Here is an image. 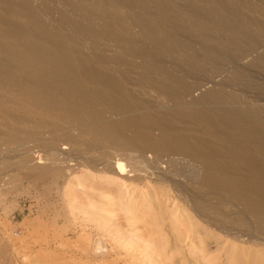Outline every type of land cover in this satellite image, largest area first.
Instances as JSON below:
<instances>
[{
	"label": "rangeland",
	"instance_id": "1",
	"mask_svg": "<svg viewBox=\"0 0 264 264\" xmlns=\"http://www.w3.org/2000/svg\"><path fill=\"white\" fill-rule=\"evenodd\" d=\"M2 1H0L3 4H0V10H4V13L0 11V18L9 19V21L13 19L7 12V6L4 5L9 2H11L10 4L13 3L12 7L23 16L27 12L24 9L34 12L33 16L34 14L36 15L34 19H30L27 16L22 17L23 19H16L17 22L20 21L21 25L27 27L30 25V29L35 33V39L33 36L32 39L30 38V42L38 44L45 52H54V49L51 48V43H40L41 40L36 35V31L44 28V32L48 35H59L65 41L70 53L73 52L75 58L78 56L77 60L79 62L93 63L94 68L98 72L101 71L100 73L111 72L115 79L123 85V93L127 104L131 108V115L149 114L153 121L157 119L154 121L156 126L159 124L158 121H160V124L163 123L173 128L175 132L177 127L180 128L178 131H181L176 132L178 135L190 137L195 133L192 138L194 139L195 137L194 140L198 141L194 142L198 143L202 136L193 125H190V122L188 125L185 117L178 114L180 108L177 106L188 104L190 107L203 108L204 106L216 107L218 104L251 105L256 103L260 105L264 103V69L253 66L250 63L251 59L254 58L253 56L256 57L262 53L264 43L259 42L256 49L248 54L237 55L238 49L235 50V48L230 47L227 50H222L214 41L201 38L200 34H205L204 31H198V34H196L197 32L190 31L184 24L186 20L195 21L197 17L194 15L197 13V9L201 10L202 6L205 8L206 4L204 3H209L210 0H204L203 5L201 4L200 7L196 6L193 0ZM216 1H221V4L228 7V11L225 13L231 12L225 15L222 11L223 14H221L225 17L233 18L234 21L239 20L241 24L245 23L244 25L248 27L251 26L249 24H252L251 29H253V25L255 27L256 25H261L259 28L262 27V30L257 35L261 39L257 37V41L263 40L264 42V0ZM17 2H22L23 4H18L15 8L14 4L16 5ZM225 3L228 4L226 5ZM185 6L188 9L190 8V10L195 6L192 9L194 13L187 10ZM174 12L179 13L181 17L174 15ZM185 17L186 19H184ZM238 17H242L243 20ZM37 19L38 21H36ZM26 20L28 21L26 22ZM250 21H256L257 24L256 22H253L255 23L253 24ZM196 22L200 23L201 21L196 20ZM4 27L0 24L2 33L7 31ZM145 29L149 32L145 33ZM4 37V44H13L22 49L21 45L19 46L14 40H11L6 35ZM153 38L160 40L163 43L162 46L151 47ZM173 38L178 43L167 54L164 47ZM70 39L74 42L70 43ZM76 50L79 51L77 52ZM1 56L2 53L0 54ZM152 63L157 64L162 69L161 73L149 69ZM185 85L190 86L188 90L185 89ZM0 96H3L0 97V102H2L1 104H3L2 107L5 111L0 110V132L2 131L1 134L7 133V135L6 133L4 135L0 134V264H166L167 260V264H177L179 261V264H240L242 262V264H261V262L258 263L261 259L258 255H256L255 258L257 259L255 261H253L254 258L251 260V255L258 251L257 247H253L250 244L247 245V243L240 242L236 238L239 229L233 226L235 225V209L232 207L234 204L228 202L223 193H220V195L204 186L201 180L199 181L202 169L198 161L194 164L195 161L191 163L190 158L181 155H165L159 152L146 153L145 158L148 161L154 162L156 156L158 157L157 160H161L158 167L160 171L156 172L163 174V182L154 179L153 176L150 178L141 177L142 179L139 178V180L127 176V178L123 179L118 177L117 174L110 172L107 168L105 170L103 165L94 164L93 166L95 155L85 154L83 150L75 152L69 145L53 140V137L50 139L49 137H42L46 141L41 139V141H36V143L30 133H35L38 127L33 128L26 126L27 124L17 125L10 117V114H14L15 107L17 112L18 110L22 111L25 106V103L20 101L19 93L13 94L9 90L3 89L0 90ZM8 99L14 100V102H10V105L6 102ZM5 102L6 104H4ZM15 102L16 104H14ZM171 109L175 110L172 111ZM160 111L166 112L165 116L160 117ZM103 112L105 119L118 118L111 115L110 109L105 108ZM1 119L4 120L1 121ZM166 119L167 121L170 120L172 124L170 121L166 122ZM163 120L164 122H162ZM47 121L52 123V120H46L43 126L38 125L42 128H39V130L46 129ZM4 122L7 123L5 124ZM180 122L183 126L187 123V127H183ZM172 125L174 126L172 127ZM14 130L16 131L14 132ZM25 131H27L26 134ZM154 131L157 132L153 130V135L157 136L158 132L154 133ZM181 132L182 134H180ZM27 133L30 134V137ZM26 140L31 141L25 142ZM53 142L56 147L55 153L53 152L52 154L47 150H53L49 147V144H53ZM201 142L203 143L202 138ZM45 147L46 149L44 150ZM72 150L74 151L73 153ZM72 155L73 158L71 157ZM76 155L77 157L80 155V157L77 158ZM56 156L59 159L61 158L60 160L62 161H59ZM50 158L53 162H51ZM86 158L87 160H85ZM53 159L57 161L55 160V162ZM80 159L83 161L89 160V162L93 161L90 169H88L89 167L78 165L77 161ZM125 161L124 159L123 162L125 163ZM44 163H46V168ZM54 164L58 166L57 169ZM193 164L194 166H192ZM41 166L44 167L42 168L43 170ZM51 168L55 171H52ZM186 168H189L188 171ZM37 169H39V172ZM173 170L175 173L183 170V173L174 177L175 173ZM31 173L34 174V177L36 176V180ZM194 173L196 174L195 176ZM187 175H190V178ZM228 178L231 179V176ZM172 183L173 185H171ZM185 185L188 186L185 187ZM202 185L203 187H201ZM214 193H216V196ZM206 194L208 197H206ZM195 201L198 202L196 203ZM223 201L228 203L224 205ZM202 205H205V208ZM122 207H124L123 211ZM222 208L223 210H221ZM193 209L196 210L194 211ZM227 209L230 210L228 211ZM130 210H133V213ZM127 211L131 213H124ZM181 212L182 214L180 215ZM195 212L196 214H193ZM224 212L227 214L224 215ZM217 215L219 217L222 216L220 217L222 219H216ZM138 216L139 218H137ZM200 216L203 217L201 218ZM131 217L133 218L132 221ZM184 218L188 224H191H189L190 226L186 224ZM134 219L137 220L135 221ZM212 220L216 221V223L212 222ZM177 223L182 225L180 224L178 227ZM215 226L216 229H214ZM201 227L205 228V230L201 231L206 236L204 244L196 241L197 237L193 231ZM242 230L247 231L248 228L246 227ZM181 233L187 236L184 235V237ZM258 233L255 236L260 238L259 240H263L264 233L262 231H258ZM163 239L166 240L164 241ZM147 240H150V242ZM97 241L101 242L103 248L101 254L94 248V244ZM149 243H152V245ZM191 244L192 246H190ZM155 248L157 250L160 249L161 253L156 250V253H158L156 254L154 252ZM251 250L253 251L251 252ZM248 257L251 258L249 259ZM171 258L172 260L169 262ZM173 259L175 260L173 261ZM236 259H239L238 262L240 263H237Z\"/></svg>",
	"mask_w": 264,
	"mask_h": 264
},
{
	"label": "bare ground",
	"instance_id": "2",
	"mask_svg": "<svg viewBox=\"0 0 264 264\" xmlns=\"http://www.w3.org/2000/svg\"><path fill=\"white\" fill-rule=\"evenodd\" d=\"M0 1H2V0H0ZM5 1H7V0H5ZM193 1H194L193 3H195V5L198 7H200L201 4L203 5V3H204V0H193ZM2 2H4V1H2ZM169 2H171V1H169ZM220 2L219 1L217 2L216 0H210L209 3H207V2L204 3V4H206L205 8H203L204 6H202L201 10L197 9V13H195V15H194L197 17L196 20H199L201 22L197 23L196 20L195 21L186 20V21H184V24H186V26L189 28L190 31L197 32L196 34H198V31H204L205 34L199 33L200 36H202L201 38L205 39V40H209V41H211V40L214 41L217 44V46L222 50H227L230 47L235 48V50L238 49V53H236L237 55L248 54L249 52L254 51L256 49L259 42L264 43L263 40L257 41V37H258L257 35L259 34L260 30H262L261 29L262 27L259 28V26H261V25L258 24L259 26L256 25V27L253 25V29H251L250 27L252 26V24H249L251 26L248 27L247 25H244L245 23L241 24L239 20L234 21L233 18H231V19H233V20H231L229 17H225L224 15H222L223 13L226 15L227 13H231V12L229 11V12L225 13L226 11H228L227 10L228 7L221 4ZM10 3L11 2H9L8 4L5 3L4 5L7 6V12L11 15V17H13L14 20H16V19L19 20L20 18H22V17L24 18L25 16H27L30 19H34V16H36L35 14L33 16L34 12L32 13L31 11L24 9L25 7L23 9L25 10V12L26 11L27 12L23 16L21 13L17 12L12 7L13 3L12 4H10ZM179 3H180V1H179ZM0 4L3 5L2 3H0ZM18 4L22 5L23 3L17 2L16 5L14 4L15 8ZM183 4H185V3L183 2ZM173 5H174V3H173ZM178 6H180V5H178ZM231 6H229V7L231 8ZM171 7L172 6L170 4V8ZM194 7L192 9H194ZM181 8H182V5H181ZM192 9L190 10V8L189 9L187 8V10H190L191 12L194 13V10H192ZM232 9H233V7H232ZM233 10L236 11L235 9H233ZM3 11H1V12L4 13ZM222 11H223V13H222ZM191 12H188V13L192 14ZM235 13H238V12H235ZM174 15H176L177 17L180 16L179 13H175V12H174ZM228 16H230V15H228ZM236 16H238V15L236 14ZM238 18H242V17H238ZM38 19L36 21H38ZM184 19H186V17ZM12 20L9 21V19L6 20L3 18H0V24H2L3 27L5 25L4 28H5V30H7L6 32H3V33L0 30V51H1L0 54L2 53V56L0 57V90H3V89H5L7 91L9 90V92H12L13 94L19 93L20 101L25 103V106L24 107L22 106L23 110L22 111L20 110L21 112L18 109L17 110L19 112L18 111L16 112V110H15L16 107H15V109H14L15 112L13 111L14 114L13 113L10 114V117L14 121L15 124H17V125H26L27 124L26 126H30L33 128L38 127V130L37 131L35 130V133L32 132V133H30L31 135L29 133H27L28 136L30 135L31 137H33V139H35V142L41 141V139L45 140V138H47V137H49V139L53 137V140L69 145L70 148L73 149L75 152H77V151L81 152V150H83V152H85V154H88L91 156L95 155L96 158L93 157L94 158L93 160H94V162L96 161V163L91 161V162H93V166H94V164H98V165L100 164L101 166L103 165L105 170L107 168L110 172L117 174L118 177H122L123 179L127 178V176L132 177L133 179H138V180L141 177L142 178L143 177H149L150 178L153 176L154 179L163 182V177H162L163 174L161 175L160 172H156L159 170L158 167H159L161 160L160 159L157 160L158 157L156 156L154 158V162L148 161L145 158L146 153H158L159 152L160 154H165V155H181V156H185V157L190 158L191 163H194V161H195L194 164H196L197 163L196 161H198L199 164L201 165V169H202L201 176L198 174L200 176L199 181L201 180V183H203L204 186L215 191L216 193H218V194L223 193V195L226 196L228 202H230L231 204H234L232 207L235 209L236 213L234 212V214H235L234 224L235 225H233V226L234 227L236 226V228L239 229L238 236H236L237 233L235 234L236 238L239 239L240 242L243 241L244 243H247V245L250 244L253 247H257L258 251H255L251 255L252 258L251 257H248V258L249 259L251 258V260L254 258L253 261H255V259H257L255 257H256V255H258L261 258L259 261L257 260L258 263L261 262V264L262 263L264 264V239L259 240L260 238L255 236V235L259 234L258 231L259 232L262 231L264 233V103H261L260 105H258L256 103L251 104V105H243V104L242 105H224V104L221 105V104H218V106H216V107L204 106L203 108L190 107L188 104H181V105L177 106L180 108V110L178 111V114L185 117L187 119L186 121L188 122V125L190 122V125H193L195 127L196 131L202 136L201 138L203 139V143L201 142V138L199 139L200 140L199 142H201V143H199V142L197 143L194 141H198V140H194L195 137H194V139L192 138L195 135V133L192 134V132H191V134L193 135V136H190L191 138L189 136H186V135H178L176 132L180 128L177 127L176 128L177 131L175 132L173 130V128H170L163 123L160 124V121H158L159 124H157V126H156V124H154V121H156L157 119H154V121H153L151 115H149V114L140 113L137 115H131L130 114L131 108L127 104V102L125 100L124 93H123V85L115 79V77L113 76V74L111 72L108 71L105 74L100 73L101 71L98 72L94 68L95 66H93L94 65L93 63L91 64L90 62L89 63L79 62L77 60L78 56L75 54L77 56V58H75V56H73L74 53L73 52H72L73 54L70 53L69 48L65 44V41L63 40V38H61L58 35V32H57V35L59 37L56 35H52V34L48 35L46 32H44V30H43L44 28L39 30V31H36V35L41 40L40 43H42V42H45L47 44L51 43V46H52L51 48L54 49V52H45L40 48V46H38V44H36L34 42H30V38L32 39L33 36L35 39V33L32 32V30L30 29V25L27 27L25 25H21V23H19L20 21L17 22V20L16 21H14V20L12 21ZM242 20H243V18H242ZM27 21L28 20H26V22ZM237 21H239V22H237ZM23 22H25V21H23ZM244 22H245V20H244ZM246 22H248V21H246ZM250 22H252V21H250ZM253 22H256V21H253ZM253 24H255V23H253ZM256 24H257V22H256ZM33 27H35V26H33ZM31 28H32V26H31ZM33 30H34V28H33ZM35 30H37V29H35ZM58 31H59V29H58ZM148 32L149 31L145 29V33H148ZM60 34H62V33H60ZM5 35L7 37H9L11 40H14L19 46L21 45L20 47H22V49H19L16 45H13V44H8V45L4 44V39H5L4 36ZM263 37H264V35H263ZM66 39H67V37H66ZM259 39H261V37ZM72 41L73 40H71L70 43H72ZM177 43H178V41H175L174 38H173V40H170V42H167L166 46L164 47V49L166 50V53L169 54L170 50L174 46H176ZM162 44L163 43L160 40L153 38L150 46L151 47H155V46L161 47ZM45 46H47V45L45 44ZM73 46H74V44H73ZM42 47H43V45H42ZM51 48H50V50H51ZM47 49H49V48H47ZM72 51H74V50L72 49ZM253 57L254 58L251 59L250 63L253 66H258V67L264 69V48H263V51L261 54H259L256 57L255 56H253ZM86 59H87V57H86ZM188 66L190 68H192L191 65L188 64ZM149 69L156 71V72H159V73H161V71H162V69L155 63H152L149 66ZM189 87L190 86L185 85L186 90H188ZM0 97H3V96H0ZM3 99H5V98H3ZM12 101L14 102V100H11V99L6 100V102L9 103L10 105H11ZM6 102L4 104H6ZM1 103L2 102H0V110L5 112L4 108L2 107L3 104H1ZM14 104H16V102ZM18 107H20V106H18ZM21 108H19V109H21ZM105 108L110 109L111 115L114 117H118V118L117 119H105L104 118V112H103V109H105ZM167 110H169V109H167ZM173 110H175V109H173ZM165 113L166 112L160 111V117L165 116ZM167 113H168V111H167ZM172 113H174V112H172ZM156 115H158V114L156 113ZM8 116H9V114H8ZM176 116H178V115H176ZM41 118H43V119H41ZM153 118H155V117H153ZM158 118H159V116H158ZM173 118H174V116H173ZM49 119L52 120V123L47 121L48 125H47L46 129L45 130L44 129L39 130V128H41L39 126H43L44 125L43 123ZM2 120H4V119H1V121ZM169 121H167V119H166V122H169ZM186 121L184 120V122H186ZM158 122H156V123H158ZM162 122H164V120ZM177 122H178V119H177ZM170 123L172 124L171 121H170ZM180 123H179V125H180ZM182 123H183V121H182ZM182 123H181V125H182ZM9 125H10V123H9ZM181 125H180V127H181ZM186 125H187V123H186ZM186 125H184V126H186ZM173 126L174 125H172V127ZM1 127H3V126H1ZM4 128H5V126H4ZM43 128H45V127H43ZM153 130H156L158 132L157 136L153 135V133H152ZM15 131L16 130H14V132ZM180 131H178V132H180ZM185 131H188V130L186 129ZM1 132H0V134H1ZM3 132H5V131H3ZM7 132H10V131H7ZM26 132L27 131H25V134H26ZM157 132L154 131V133H157ZM4 134H1V135H4ZM180 134H182V132ZM6 135H7V133H6ZM8 136H9V134H8ZM42 137H45V138H42ZM5 139H6V137H5ZM27 139H29V138L27 137ZM85 139H87L86 140L87 142L85 141ZM13 140H15V139H13ZM18 140H20V139L18 138ZM18 140H15V141H18ZM24 140H25V138H24ZM10 141H12V140H10ZM28 141L26 140L25 142H28ZM42 142H43V140H42ZM54 142H53V144H49L50 149H53V150H47V151H50L52 154H53L55 147H56ZM17 144H19V143H17ZM37 145H39V144H37ZM46 147L44 148V150L46 149ZM83 147H84V149H83ZM15 148H16V146H15ZM73 150H72V153L74 152ZM50 152H49V154H50ZM56 152H58V151H56ZM16 154H17V152H16ZM65 154H67V153H65ZM73 155L71 156L72 158H73ZM58 156H59V154H58ZM58 156H56V158ZM47 157H50V156H47ZM52 157L55 158L53 155H52ZM76 157H77V155H76ZM78 157H80V155ZM57 159L59 161H62V160H60L61 158L60 159L57 158ZM74 159H75V157H74ZM124 159L126 160L125 163L123 162ZM53 160L55 161L56 159H53ZM85 160H87V158ZM85 160L84 161L81 159L78 160L77 161L78 165H80L81 167L85 166L86 168L89 167L88 169H90V165L92 166L91 162H89V160L88 161H85ZM51 162H53L52 159H51ZM64 162H65V160H64ZM41 163H42V161H41ZM46 163H47V161H46ZM46 163H44L45 168H46ZM57 163L59 164V162H57ZM52 164H50V165H52ZM173 164H174V162H173ZM194 164L192 166H194ZM54 165H56V164H54ZM30 166L32 167V165H30ZM169 166H171V165H169ZM44 167L41 166V169ZM103 167H101V168L103 169ZM165 167H167V166H165ZM23 168H25V167H23ZM35 168H33V169H35ZM57 168H58V166L56 167V169ZM54 169L51 168L52 171H55ZM181 169H182V167H181ZM186 169L188 171L189 168H186ZM25 170H28V169L25 168ZM31 170H32V168H31ZM38 170L39 169H37V171ZM91 170H92V168H91ZM190 171H191V169H190ZM41 172H43V171H41ZM105 173H106V171H105ZM174 173H175V171H174ZM182 173H183V170L182 171L179 170L178 172H176L174 174L175 175L174 177H176L177 175L180 176V175H182ZM31 174L33 175L32 177H34V174L33 173H31ZM186 174H187V172H186ZM41 175H44V174H41ZM166 175H164V176H166ZM190 175H187V176L189 177ZM195 175L196 174L194 173V176ZM27 176H29V175H27ZM229 176H231V179L228 178ZM35 177H34V179H35ZM30 178H31V176H30ZM165 182H167V181H165ZM191 182H192V180H191ZM165 185H166V183H165ZM171 185H173V183ZM188 185H185V187H187ZM191 185H192V183H191ZM191 185H189V186L191 187ZM179 186H180V184H179ZM201 187H203V185ZM176 188H177V186H176ZM180 190H181V188H180ZM182 190H183V188H182ZM186 190L188 191L187 188H186ZM184 192H185V190H184ZM210 192L212 193V191H210ZM178 193H180V192H178ZM203 193H201V194H203ZM216 193H214V195ZM178 197H180V196L178 195ZM206 197H208V195ZM209 199H211V198H209ZM109 200H110V198H109ZM205 200H207V199L205 198ZM213 200H214V198H213ZM200 202H203V201H200ZM211 202H209V203H211ZM223 202H224V205L226 203H228L227 201H223ZM107 203H108V201H107ZM186 203H187V201H186ZM221 205H220V207H221ZM203 207L205 208V205ZM123 208L124 207H122V211H123ZM127 208H129V207H127ZM196 208H197V205H196ZM229 208H230V206H229ZM126 210H128V209H126ZM215 210H216V208H215ZM221 210H223V208ZM131 212L127 211L124 213L127 214V213H131ZM211 213H214V212H211ZM181 214H182V212L180 213V215ZM193 214H196V212ZM208 214H210V213L208 212ZM226 214L224 212V215H226ZM139 216L137 218H139ZM195 217H196V215H195ZM200 217L202 218L203 216H200ZM220 217H222V216H220ZM220 217L218 216L216 219H218ZM185 218H187V217H185ZM153 219H154V217H153ZM220 219H222V218H220ZM132 220H133V218L131 217V221ZM152 221H154V220H152ZM228 221H230V220H228ZM204 222H205V220H204ZM212 222L216 223V221H213V220H212ZM224 222H226V221H224ZM218 223H220V222H218ZM155 224H157V223H155ZM180 224L177 223L176 225H178V227H179ZM186 224H188L187 220H186ZM217 224H216V226H217ZM183 225H185V224H183ZM209 225H210V223H209ZM216 226L214 229H216ZM246 227L248 228V230L243 231L242 229H244ZM180 228H181V226H180ZM202 230H205V228L201 227V228L193 230V231L197 237L196 241H199V243L201 242L204 244V239L206 238V236H205L204 232L201 233ZM186 231H187V229H186ZM217 231H219V230H217ZM220 231H221V229H220ZM220 231H219V233H220ZM187 232L189 233V231H187ZM227 233H229V232L227 231ZM181 234L183 235V233H181ZM247 234H249V235H247ZM184 235H186V234H184ZM222 235H224V234L222 233ZM165 237H168V236H165ZM146 239H148V238H146ZM150 239H151V237H150ZM191 240H189V241H191ZM193 240H194V238H193ZM148 242H150V240ZM161 242H162V240H161ZM221 242H223V241H221ZM149 244L152 245V243H149ZM156 244H158V243H156ZM165 245H166V243H165ZM156 246H158V245H156ZM190 246H192V244ZM94 248L96 251H98V253H100V254L102 253L103 248L101 246L100 241H97L94 244ZM164 248H166V247H164ZM156 250L157 249L155 248V251L154 250L153 251L155 253L157 251L161 253L160 249H159L160 251L159 250L156 251ZM179 251H180V249H179ZM199 251L201 252V250H199ZM245 251H243V252L245 253ZM252 251L253 250H251V252ZM155 253H153V254H155ZM174 253H176V252H174ZM156 254H158V253H156ZM236 254L237 253L235 252V255ZM238 255H239V253H238ZM172 258L169 260V262L172 260ZM244 258H245V256H244ZM174 260L175 259H173V261ZM236 260H237V263H240V262H238L239 259H236ZM240 260H241V258H240ZM251 260H250V263H251ZM182 261H184V260H182ZM167 262H168V260H167ZM167 262H166V264H167ZM179 263H180V261H179ZM179 263H177V264H179ZM242 263H240V264H242ZM163 264H165V263H163ZM170 264H172V263H170ZM181 264H185V263H181Z\"/></svg>",
	"mask_w": 264,
	"mask_h": 264
}]
</instances>
